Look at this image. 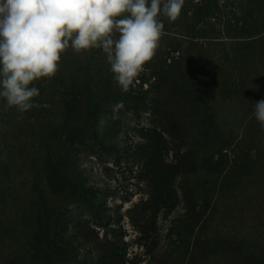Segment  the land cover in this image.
<instances>
[{"label":"rangeland","instance_id":"374dc122","mask_svg":"<svg viewBox=\"0 0 264 264\" xmlns=\"http://www.w3.org/2000/svg\"><path fill=\"white\" fill-rule=\"evenodd\" d=\"M161 19L128 92L69 41L40 107L0 98V264H264V0Z\"/></svg>","mask_w":264,"mask_h":264},{"label":"clouds","instance_id":"9594fccd","mask_svg":"<svg viewBox=\"0 0 264 264\" xmlns=\"http://www.w3.org/2000/svg\"><path fill=\"white\" fill-rule=\"evenodd\" d=\"M185 0H0V98L4 110L23 114L40 96L29 85L57 72L60 53L102 48L114 80L128 92L157 54L167 17L174 22ZM254 116L264 129V100ZM22 116L18 117V119Z\"/></svg>","mask_w":264,"mask_h":264}]
</instances>
